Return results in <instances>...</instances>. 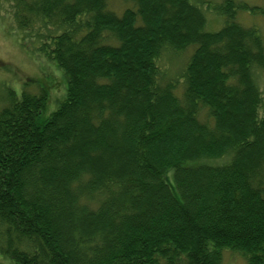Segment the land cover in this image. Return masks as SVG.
Returning a JSON list of instances; mask_svg holds the SVG:
<instances>
[{"label":"trees","instance_id":"16d2710c","mask_svg":"<svg viewBox=\"0 0 264 264\" xmlns=\"http://www.w3.org/2000/svg\"><path fill=\"white\" fill-rule=\"evenodd\" d=\"M121 1L0 0L66 83L43 119L44 89L0 107V264H264V39L235 21L264 9L207 32L190 0ZM189 47L178 97L160 62Z\"/></svg>","mask_w":264,"mask_h":264},{"label":"rangeland","instance_id":"374dc122","mask_svg":"<svg viewBox=\"0 0 264 264\" xmlns=\"http://www.w3.org/2000/svg\"><path fill=\"white\" fill-rule=\"evenodd\" d=\"M190 0L191 3L200 6L206 17L205 30L207 32H217L225 23L222 15L215 10L217 5L224 0ZM243 2L249 6H256L264 9V0H234ZM109 6L120 16L125 7L132 5L125 4L121 0H109ZM109 8V7H108ZM110 9V8H109ZM0 9V107L5 105L11 93L19 98L22 91L37 93L39 89L47 91L46 107L42 119L57 108L58 103L63 99L66 90L65 78L62 72L53 62H49L42 56L34 55L33 41L29 39L27 45L23 43L25 32L14 27L12 20ZM235 21L246 28H255L264 39V16L245 10L237 12ZM192 53V47L187 48L181 53L163 52L160 64L164 71H167L172 78L178 80L175 94L178 97L183 93V79L180 72L183 70L188 58ZM260 89L264 94V74L258 72L256 75ZM43 82V84L40 82ZM3 102V103H2ZM201 120L212 123L204 112H201ZM198 164L222 165L227 163L225 160H200ZM222 264H246L243 257L231 251H224Z\"/></svg>","mask_w":264,"mask_h":264}]
</instances>
